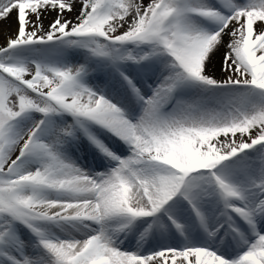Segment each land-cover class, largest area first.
I'll list each match as a JSON object with an SVG mask.
<instances>
[{
    "label": "snow or ice",
    "instance_id": "obj_1",
    "mask_svg": "<svg viewBox=\"0 0 264 264\" xmlns=\"http://www.w3.org/2000/svg\"><path fill=\"white\" fill-rule=\"evenodd\" d=\"M0 36V264H264V0H0Z\"/></svg>",
    "mask_w": 264,
    "mask_h": 264
},
{
    "label": "rangeland",
    "instance_id": "obj_2",
    "mask_svg": "<svg viewBox=\"0 0 264 264\" xmlns=\"http://www.w3.org/2000/svg\"><path fill=\"white\" fill-rule=\"evenodd\" d=\"M145 1H147L148 2V0H144V2ZM146 2V3H147ZM55 14H52L51 16H49L48 17V20H50V19H52V17L54 16ZM14 19H15V13H13V18H12V22H13V26H12V31H11V34H14L15 33V23H14ZM48 20H45V25H47V23H48ZM3 43V37L2 36H0V44H2Z\"/></svg>",
    "mask_w": 264,
    "mask_h": 264
},
{
    "label": "bare ground",
    "instance_id": "obj_3",
    "mask_svg": "<svg viewBox=\"0 0 264 264\" xmlns=\"http://www.w3.org/2000/svg\"><path fill=\"white\" fill-rule=\"evenodd\" d=\"M147 1H145V3H146ZM54 14V13H53ZM12 23V26H13V22H11ZM12 28V27H11ZM12 31V29L10 30V32ZM219 68V64L217 63V69Z\"/></svg>",
    "mask_w": 264,
    "mask_h": 264
}]
</instances>
